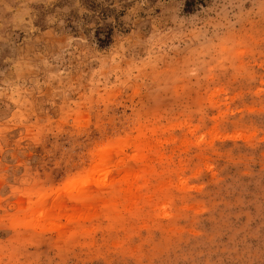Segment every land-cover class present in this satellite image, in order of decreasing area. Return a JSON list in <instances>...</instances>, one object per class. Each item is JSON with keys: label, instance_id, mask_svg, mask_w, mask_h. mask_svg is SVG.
I'll list each match as a JSON object with an SVG mask.
<instances>
[{"label": "rangeland", "instance_id": "1", "mask_svg": "<svg viewBox=\"0 0 264 264\" xmlns=\"http://www.w3.org/2000/svg\"><path fill=\"white\" fill-rule=\"evenodd\" d=\"M186 1L0 0V264H264V0Z\"/></svg>", "mask_w": 264, "mask_h": 264}, {"label": "trees", "instance_id": "2", "mask_svg": "<svg viewBox=\"0 0 264 264\" xmlns=\"http://www.w3.org/2000/svg\"><path fill=\"white\" fill-rule=\"evenodd\" d=\"M186 7H185V10L186 12H192L195 8V6L200 3V4H203V0H187L186 2ZM111 37V34L110 33H107L106 34V40H102L100 39V41L102 42V44L106 43L107 40Z\"/></svg>", "mask_w": 264, "mask_h": 264}]
</instances>
